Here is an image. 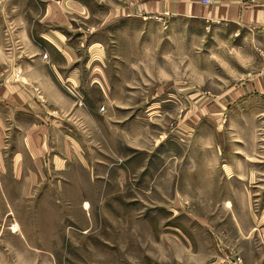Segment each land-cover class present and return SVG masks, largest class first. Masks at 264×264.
Here are the masks:
<instances>
[{
	"label": "rangeland",
	"instance_id": "374dc122",
	"mask_svg": "<svg viewBox=\"0 0 264 264\" xmlns=\"http://www.w3.org/2000/svg\"><path fill=\"white\" fill-rule=\"evenodd\" d=\"M81 1L88 5V16L74 38L88 30V39L80 48L79 68L86 75L89 62L104 57L114 87L110 106L90 80L82 88L94 113L109 118L107 124L99 123L103 131L93 127L90 141L93 163L101 162L98 165L108 186L93 188V196L86 198L93 200L81 219L63 210L52 213L61 219L60 238L36 237L63 247L65 236L70 239V251L38 253L40 257L29 254L20 261L21 254L6 251L0 242V264H37L38 259L44 264H244L239 253L228 250L231 238L226 213L187 202L186 181L179 171L180 148H173L172 162H167L170 153L158 149L167 139L179 140L182 119L196 117L199 110L204 117L219 113L223 131L227 126L224 118L233 114L223 104L228 101V89L264 72L259 71L264 36L261 41L258 29L248 31L228 23H198L178 17L164 20L147 10L117 20L114 9L118 5L128 7L147 0ZM242 1L264 4V0ZM11 9L9 2L0 4V71H15L21 64L27 66L30 59L29 45L12 38L20 29L10 24ZM116 25L119 29L111 28ZM18 76L15 71L13 77ZM251 99L245 108L255 115L257 143L264 145V96L255 94ZM103 106L107 111L102 115L99 108ZM202 123L200 130L211 134L214 125L208 120ZM182 141L185 153L195 147L190 136ZM129 145L140 152L126 162L133 154ZM155 152L151 173L140 176L147 158ZM165 171L174 176L172 186L169 179L164 181ZM221 174L223 179L228 177L227 172ZM251 206L255 221L264 222L260 205ZM52 222L56 231L58 224ZM6 228L13 230V225Z\"/></svg>",
	"mask_w": 264,
	"mask_h": 264
},
{
	"label": "crops",
	"instance_id": "0c3cea01",
	"mask_svg": "<svg viewBox=\"0 0 264 264\" xmlns=\"http://www.w3.org/2000/svg\"><path fill=\"white\" fill-rule=\"evenodd\" d=\"M4 1L0 4L9 2L12 7L10 24L20 29L12 38L28 44L30 56L27 66L21 64L15 70L18 79L13 77L14 69L0 71V242L6 251L21 254L22 261L29 254L70 251V239L65 236L63 247L59 242L43 243L36 237L60 238L61 219L52 213L63 210L81 219L93 200L86 199L93 196V188L108 186L98 165L101 162L93 163L90 141L93 127L103 131L99 123L107 124L109 118L94 113L82 88L90 80L110 106L114 87L104 57L90 61L86 75L79 68V52L88 39V30L80 31V38L74 37L88 16V5L81 0ZM200 1L147 0L128 7L118 5L114 10L118 21L147 10L164 20L178 17L198 23H228L248 31L258 29L263 41L264 4L212 0L211 5L203 6ZM117 25L111 28L117 30ZM261 62L259 71H264V55ZM256 75L228 89V101L223 104L233 114L224 118L227 126L223 131L219 113L204 117L199 110L196 117L182 119L179 140L167 139L158 149L170 153L167 162H172L176 153L173 148H180L179 171L182 181H186L187 202L209 206L221 215L226 213L231 238L228 250L239 253L244 264H264V222H256L251 213L252 203H258L264 213V145L257 143L255 115L245 108L255 94L264 96V72ZM33 88L40 91L42 100ZM99 110L103 115L107 108ZM205 120L215 127L211 134L200 130ZM189 136L195 147L185 153L182 140ZM129 148L133 154L125 158L126 162L140 152L136 146ZM156 154L147 158L140 176L151 173ZM105 172L109 176L111 169L107 167ZM221 172H227L228 177L223 179ZM168 179L172 186V172H166L164 181ZM85 204L88 209H84ZM51 220L52 225L54 220L58 224L56 231L50 226ZM8 225H13V230H8ZM37 264L44 262L38 259Z\"/></svg>",
	"mask_w": 264,
	"mask_h": 264
},
{
	"label": "built area",
	"instance_id": "2783aa9c",
	"mask_svg": "<svg viewBox=\"0 0 264 264\" xmlns=\"http://www.w3.org/2000/svg\"><path fill=\"white\" fill-rule=\"evenodd\" d=\"M212 2H213L212 0H201L200 1L201 5H203V6H209L212 4ZM43 58H46V56H44ZM33 91L35 94L38 95V98L41 99L39 90L37 88H35ZM101 110H103V109H101Z\"/></svg>",
	"mask_w": 264,
	"mask_h": 264
}]
</instances>
